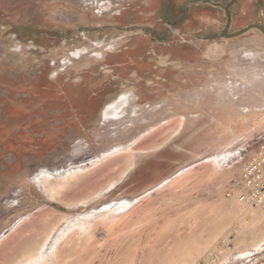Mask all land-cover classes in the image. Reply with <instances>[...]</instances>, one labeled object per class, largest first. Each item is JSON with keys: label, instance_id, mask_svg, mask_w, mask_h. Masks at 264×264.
Here are the masks:
<instances>
[{"label": "rangeland", "instance_id": "1", "mask_svg": "<svg viewBox=\"0 0 264 264\" xmlns=\"http://www.w3.org/2000/svg\"><path fill=\"white\" fill-rule=\"evenodd\" d=\"M264 0H0V264H264L236 198L264 142Z\"/></svg>", "mask_w": 264, "mask_h": 264}, {"label": "built area", "instance_id": "2", "mask_svg": "<svg viewBox=\"0 0 264 264\" xmlns=\"http://www.w3.org/2000/svg\"><path fill=\"white\" fill-rule=\"evenodd\" d=\"M235 194L246 206L264 208V142L244 164Z\"/></svg>", "mask_w": 264, "mask_h": 264}, {"label": "water", "instance_id": "3", "mask_svg": "<svg viewBox=\"0 0 264 264\" xmlns=\"http://www.w3.org/2000/svg\"><path fill=\"white\" fill-rule=\"evenodd\" d=\"M225 11L227 13V18L228 19H227V24H226L223 32L220 35L221 38H236V37H239V36L243 35L244 33H246L247 31H249L252 28L258 29L264 35V22L259 23V24L249 25V26L245 27L244 29H242L241 31H239L237 33L229 34L228 33V29H229V26H230V23H231V12L229 10V7H227L225 9Z\"/></svg>", "mask_w": 264, "mask_h": 264}]
</instances>
